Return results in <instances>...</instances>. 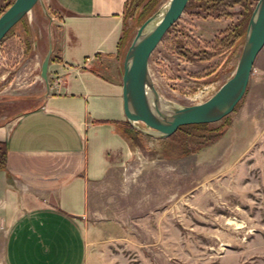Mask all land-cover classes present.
I'll list each match as a JSON object with an SVG mask.
<instances>
[{"label":"rangeland","instance_id":"rangeland-1","mask_svg":"<svg viewBox=\"0 0 264 264\" xmlns=\"http://www.w3.org/2000/svg\"><path fill=\"white\" fill-rule=\"evenodd\" d=\"M257 1L214 0L205 9L189 0L150 57L159 95L186 106L212 97L236 68ZM12 3L0 0V15ZM140 12L124 22L125 52ZM43 15L36 5L0 42V124L34 106L45 88L35 55L36 36L43 56L48 49ZM239 23L244 35L230 47L225 32ZM210 129L223 134L208 145L136 141L138 154L89 189L84 264H264V48L243 99Z\"/></svg>","mask_w":264,"mask_h":264},{"label":"crops","instance_id":"crops-1","mask_svg":"<svg viewBox=\"0 0 264 264\" xmlns=\"http://www.w3.org/2000/svg\"><path fill=\"white\" fill-rule=\"evenodd\" d=\"M43 2L52 18L49 90L0 124L7 148L0 171L2 264H84L89 189L139 151L122 103L127 0ZM36 41L40 67V35Z\"/></svg>","mask_w":264,"mask_h":264},{"label":"water","instance_id":"water-1","mask_svg":"<svg viewBox=\"0 0 264 264\" xmlns=\"http://www.w3.org/2000/svg\"><path fill=\"white\" fill-rule=\"evenodd\" d=\"M189 0H169L136 30L122 63V103L127 124L144 137L166 140L191 125H213L233 113L243 99L254 63L264 48V0H258L247 23L243 47L232 76L204 103L180 105L162 98L154 87L149 61L165 34L183 14ZM39 5L48 19V49L39 77L49 90L48 66L52 55L51 23L43 0H14L0 15V42Z\"/></svg>","mask_w":264,"mask_h":264},{"label":"trees","instance_id":"trees-1","mask_svg":"<svg viewBox=\"0 0 264 264\" xmlns=\"http://www.w3.org/2000/svg\"><path fill=\"white\" fill-rule=\"evenodd\" d=\"M11 1L13 2L14 0H11ZM158 1L159 0H127L124 6V13H123L124 22L126 23V19L128 18H132L141 7V12L139 13L137 21H136L138 25H141L152 13H154L155 8L158 4ZM195 1L200 4V6H198L199 8H205V9L209 8L206 6H209L210 4L214 3V0H195ZM25 17H23V19ZM242 25L243 23H239L233 29H231V31L227 30L225 32V34H227L225 36L227 38V41L232 39V42L230 43V47H233L235 43L244 35V29H242L243 28ZM245 25H246V22H245ZM128 35L129 33H127V31H124L123 36L120 41L122 55L125 54V49L128 45L127 44ZM6 36L4 38H6ZM210 126L211 125L204 124V125H191V126L181 127L170 138H174V139L179 138L178 139L179 141L180 140L185 141L187 139L188 140L198 139L202 141L204 140L205 142L203 144L208 145L209 142H213L214 140H216V138H218L219 136L223 134V133L221 134L220 131H217L215 129H210ZM126 132L133 135L134 141L142 142V138H141L142 135L140 133L136 132L130 127H127ZM6 158H7L6 145L4 142H0V171L5 169L6 167Z\"/></svg>","mask_w":264,"mask_h":264},{"label":"built area","instance_id":"built-area-1","mask_svg":"<svg viewBox=\"0 0 264 264\" xmlns=\"http://www.w3.org/2000/svg\"><path fill=\"white\" fill-rule=\"evenodd\" d=\"M155 87V86H154Z\"/></svg>","mask_w":264,"mask_h":264}]
</instances>
